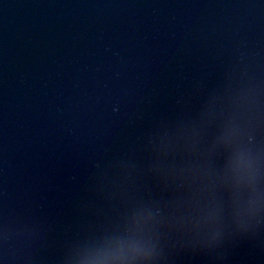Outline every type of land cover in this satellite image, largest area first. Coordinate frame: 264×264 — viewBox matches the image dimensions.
Instances as JSON below:
<instances>
[{
	"label": "water",
	"instance_id": "95a60500",
	"mask_svg": "<svg viewBox=\"0 0 264 264\" xmlns=\"http://www.w3.org/2000/svg\"><path fill=\"white\" fill-rule=\"evenodd\" d=\"M207 0H0V264H171Z\"/></svg>",
	"mask_w": 264,
	"mask_h": 264
}]
</instances>
